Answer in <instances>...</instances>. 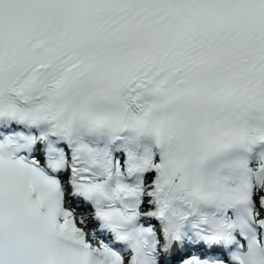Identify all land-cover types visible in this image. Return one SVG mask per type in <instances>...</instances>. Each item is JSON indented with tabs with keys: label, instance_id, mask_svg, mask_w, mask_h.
Listing matches in <instances>:
<instances>
[{
	"label": "snow or ice",
	"instance_id": "1",
	"mask_svg": "<svg viewBox=\"0 0 264 264\" xmlns=\"http://www.w3.org/2000/svg\"><path fill=\"white\" fill-rule=\"evenodd\" d=\"M0 264H264V0H0Z\"/></svg>",
	"mask_w": 264,
	"mask_h": 264
}]
</instances>
